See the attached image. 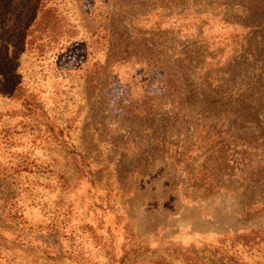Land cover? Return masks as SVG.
<instances>
[{
	"label": "rangeland",
	"instance_id": "374dc122",
	"mask_svg": "<svg viewBox=\"0 0 264 264\" xmlns=\"http://www.w3.org/2000/svg\"><path fill=\"white\" fill-rule=\"evenodd\" d=\"M0 264H264V0H0Z\"/></svg>",
	"mask_w": 264,
	"mask_h": 264
}]
</instances>
